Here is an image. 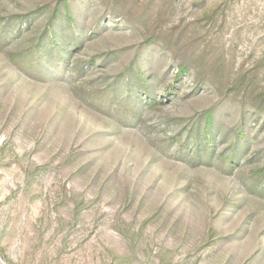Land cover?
I'll list each match as a JSON object with an SVG mask.
<instances>
[{"label":"rangeland","instance_id":"1","mask_svg":"<svg viewBox=\"0 0 264 264\" xmlns=\"http://www.w3.org/2000/svg\"><path fill=\"white\" fill-rule=\"evenodd\" d=\"M69 7L0 0V264H264V0ZM54 28L70 53L48 37L27 75L13 55ZM208 115L196 162L178 138L204 142Z\"/></svg>","mask_w":264,"mask_h":264},{"label":"trees","instance_id":"2","mask_svg":"<svg viewBox=\"0 0 264 264\" xmlns=\"http://www.w3.org/2000/svg\"><path fill=\"white\" fill-rule=\"evenodd\" d=\"M65 1V5L67 7V18L69 20V22H73V17L71 15V12L69 10V5H70V0H64ZM70 23V24H71ZM71 26V25H70ZM2 32L0 33V42L3 41V39H5L6 35H4L6 32H5V29L7 30V27L4 26L2 28ZM56 28L52 29L51 32H48V35L47 37H42V39L39 40V42L37 43V45L34 47V48H31V51H24V52H20V53H15L12 57V61H14V63L19 67V69H21L22 71L26 72L27 75L31 76V77H35V78H39L41 76V73H42V67L44 66V63L46 64V61H47V57H46V54L44 53L43 48L46 46V42H47V38L49 37V39L51 40V44H49V48H53V47H56V49H63L65 48V51H59L60 53H70L69 51V47L68 46H65V47H61V45L59 43H57L55 41V36H54V32H55ZM20 31V28L19 30H17V32ZM1 44V43H0ZM1 46V45H0ZM189 67L190 65L186 62V60L184 59H181L179 62H178V68H177V75H176V81H179L182 77H184L185 75L188 74V72L190 71L189 70ZM135 73V75H132V73ZM137 72L136 71H132L130 70L129 72V79L128 81L130 80V78L132 79H135V80H138L140 82V85L136 88V89H139L141 91V93L138 94V100L139 102H142V96L145 95L146 96V103L147 104H154L156 101L155 97H153V93L152 91L150 90L149 88V84H148V80H147V75L139 70L138 72V75L136 74ZM139 77V79H138ZM131 83H127V87L128 89L130 90L128 92V96L129 97H132L133 94V87H131V85H129ZM145 102V101H144ZM131 103V102H130ZM128 104V103H127ZM127 104L121 102V101H117L116 102V106H117V109H122L124 111H126L128 114H130L131 116L139 119L141 118L140 114H139V110L138 109H135V108H131L129 107ZM212 126H213V119H212V116L211 115H208L207 116V120H206V135H205V140L204 142L200 141L196 135L197 132L194 133L195 136V145L194 147L192 146H189L188 143L183 140L182 137L179 136V142H180V146L182 148H186L187 151L186 152H191L189 155L190 158L192 160H195L196 162H200V160L203 158V156L205 155L207 160H211V156H212V153H213V146L215 144V141L213 142L211 140V137H210V134L213 135V132L211 131L212 129ZM193 134V133H192ZM213 139V137H212ZM222 157L227 161L229 162V164H231L233 162V157H228V156H225V155H222ZM261 172H264L261 171ZM257 177V175H255ZM259 176V174H258ZM254 184V187H258L259 186L261 187L260 190H262L261 192L264 193V181H256Z\"/></svg>","mask_w":264,"mask_h":264}]
</instances>
